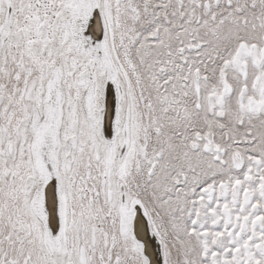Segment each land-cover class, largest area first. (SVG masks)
<instances>
[{
    "label": "snow or ice",
    "instance_id": "1",
    "mask_svg": "<svg viewBox=\"0 0 264 264\" xmlns=\"http://www.w3.org/2000/svg\"><path fill=\"white\" fill-rule=\"evenodd\" d=\"M0 264H264V0H0Z\"/></svg>",
    "mask_w": 264,
    "mask_h": 264
}]
</instances>
